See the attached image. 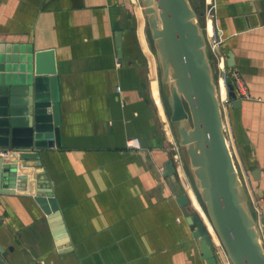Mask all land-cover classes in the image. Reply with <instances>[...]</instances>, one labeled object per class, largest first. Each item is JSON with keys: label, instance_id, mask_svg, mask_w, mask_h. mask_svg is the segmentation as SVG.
Returning <instances> with one entry per match:
<instances>
[{"label": "crops", "instance_id": "0c3cea01", "mask_svg": "<svg viewBox=\"0 0 264 264\" xmlns=\"http://www.w3.org/2000/svg\"><path fill=\"white\" fill-rule=\"evenodd\" d=\"M215 2L220 52L250 96L231 109V125L241 180L264 230V0ZM144 27L134 0L0 3V42L55 51L62 146L33 169L48 179L78 249L61 254L32 190L19 191L0 201V242L14 243L13 264H208L178 201V181L174 191L165 175L173 135L144 55ZM134 138L139 150L128 146Z\"/></svg>", "mask_w": 264, "mask_h": 264}, {"label": "water", "instance_id": "95a60500", "mask_svg": "<svg viewBox=\"0 0 264 264\" xmlns=\"http://www.w3.org/2000/svg\"><path fill=\"white\" fill-rule=\"evenodd\" d=\"M144 1L154 38L164 55V81H169L171 66L178 73L176 87L171 85L170 121L180 123L189 118L193 121L191 130L181 127V143L188 147L199 190V182L205 187L200 190L204 212L233 264H264L257 223L247 207L248 197L224 133L206 51L207 39L196 21L193 0ZM114 30L120 44L119 25L115 24ZM228 66L235 65L229 62ZM228 89L232 108L239 110L242 99L231 82ZM61 124L55 51L36 50L28 43L0 42V150H10L8 154H0V201L2 196L31 189L35 201L49 216L60 253L67 255L78 251L77 246L68 240L48 179L43 171L33 169L44 166L46 152L62 146ZM165 175L176 191L178 173L174 160L167 162ZM178 201L194 237L200 240L203 258L208 264H220L212 235L192 207L188 193H182ZM198 201L203 208L199 198ZM15 250L10 240L7 244L0 242V264H13L8 256ZM79 256L83 258L82 253Z\"/></svg>", "mask_w": 264, "mask_h": 264}, {"label": "rangeland", "instance_id": "374dc122", "mask_svg": "<svg viewBox=\"0 0 264 264\" xmlns=\"http://www.w3.org/2000/svg\"><path fill=\"white\" fill-rule=\"evenodd\" d=\"M139 2L144 9V15H145L144 30H145L147 42H146V47H144L145 48L144 55L146 58L147 65H149L150 72L153 74V76H157L159 79L162 99H163L164 105L167 109L168 118L170 121V117L172 114V99H171V87L172 86H171L169 81L168 82L164 81L165 76H164L163 60H162L164 58V55H162L163 52H162V49L160 48L159 42L157 41V39L154 38V29H153V26L151 24V20L145 11V1L139 0ZM199 9H200V11H202L201 6ZM196 21L198 22V24L200 25V27L203 29V31L205 33V30H204L205 22H206L205 17L204 18L202 17L200 20H199V18H197ZM206 51L208 54V58H209L214 82L216 84L217 92L219 95V68H218L217 59L214 57L208 43H207ZM153 80H154V85H155L154 88H155V95H156L157 104L162 109V111H161L162 116L164 118H166V114H165L164 107H163L161 97H160L158 80L157 79H153ZM221 92H222V95L225 96L226 89H225L223 83L221 84ZM186 108H187V110H189L187 104H186ZM170 123H171L172 135H173L172 141L177 147H179V152H180V156H181V159L179 162L181 163V166L184 169L182 176L178 175V185H179L180 191L182 193H186L187 187H190L191 189H193L194 192L196 193V195L198 196L199 200L201 201L204 210H206V207H205V205L201 199V192L199 190V184H198L197 178L194 174V167L191 164L190 156L188 153V147L181 143V139H182L181 130H180L181 127L189 131L193 128V121L191 118H189V119L184 120L183 122H180V123H172L171 121H170ZM171 142H170V146L172 147ZM234 160H235L236 167L238 169L240 179L243 180L242 170H241V167L239 166V164L237 162L235 155H234ZM242 185H243V189H244V191L248 197L247 207H248L252 217L254 218V220L257 223V228H258V231L260 233V242H261V244L263 242L262 245H264L263 231L259 226L261 224V222L259 221L260 220L259 219V213L256 210L257 209V201L252 194L250 197V195L248 193V189H247L244 181H242ZM198 212L203 214L204 219L208 223L209 231L214 233V230H213L212 226L209 224V221H208L207 217L204 215L203 211L201 212L199 210ZM214 234H216V233H214ZM217 240H218V238H217ZM216 252H218L217 248H216ZM221 259H222L223 264H233L226 254L225 255L223 254Z\"/></svg>", "mask_w": 264, "mask_h": 264}, {"label": "built area", "instance_id": "2783aa9c", "mask_svg": "<svg viewBox=\"0 0 264 264\" xmlns=\"http://www.w3.org/2000/svg\"><path fill=\"white\" fill-rule=\"evenodd\" d=\"M134 3L137 5L140 16L145 24V15H144V9L141 6L139 0H134ZM215 8H216V2L215 0H204V13H205V36L207 39V43L214 55V57L217 59L218 63V68H219V104L220 108L222 111V116H223V122H224V133L226 135V139L228 142V145L231 149V152L233 154V157L235 155L236 157V150H235V143L233 139V133H232V125H231V109H232V100L230 97L229 89H228V83L231 82L237 93L239 94L240 97H246L249 98V94L246 90V86L244 84L242 76L239 74L238 71L233 69L232 67H229L226 64V59L224 55L220 52V44H221V39L218 36L215 27H214V18H215ZM209 22L212 23V32L209 31L208 29V24ZM223 83L225 89H226V94L225 96L222 95L221 92V84ZM120 87H118V90ZM171 142V141H170ZM172 147H171V152H172V158L176 164L180 163V152H179V147H177L173 141L171 142ZM128 146L132 149L139 150L140 143L137 138L131 139L128 142ZM10 150H0L1 155L8 154ZM258 209V208H257ZM259 210V209H258ZM259 213V212H258ZM259 221L261 222V213H259ZM262 228V227H261ZM263 231V239H264V230ZM263 244V242H262ZM264 247V245H263Z\"/></svg>", "mask_w": 264, "mask_h": 264}, {"label": "bare ground", "instance_id": "6f19581e", "mask_svg": "<svg viewBox=\"0 0 264 264\" xmlns=\"http://www.w3.org/2000/svg\"><path fill=\"white\" fill-rule=\"evenodd\" d=\"M145 4H146V2H145ZM153 30V29H152ZM161 54V53H160ZM163 55V54H162ZM163 60V59H162ZM177 80H178V73L174 70V68L171 66L170 67V73H169V82H170V84L172 85V84H174L175 85V87H176V82H177ZM183 122V121H182ZM177 165V164H176ZM178 165H179V172H180V174L182 175L183 174V167L181 166V163H178ZM183 179V178H182ZM200 183V190H205V187H204V185H203V183L202 182H199ZM187 193H188V195H189V197H190V201H191V204H192V207L196 210V211H203V213H204V215L206 216V213L204 212V209L201 207V205H200V203H199V201H198V198H197V196H196V193L194 192V190L193 189H191L190 187H187ZM199 214L201 215V217H202V219H203V221H204V223L207 225V227H208V223H207V221L204 219V216H203V214H201L200 212H199ZM207 217V216H206ZM207 219H208V217H207ZM209 221V220H208ZM209 224L211 225V223L209 222ZM212 226V225H211ZM213 228V227H212ZM214 230V229H213ZM211 233V235H212V238H213V240H214V243H215V246H216V248L218 249V253L220 254V256L222 257V255L224 254H226L227 255V253H226V251H225V249H224V247L222 246V244L218 241L219 240V238H218V236L216 235V234H214L215 233V231H214V233H212V232H210ZM217 238H218V240H217ZM228 256V255H227Z\"/></svg>", "mask_w": 264, "mask_h": 264}, {"label": "trees", "instance_id": "16d2710c", "mask_svg": "<svg viewBox=\"0 0 264 264\" xmlns=\"http://www.w3.org/2000/svg\"><path fill=\"white\" fill-rule=\"evenodd\" d=\"M192 5L194 7V9L197 12L198 18L199 20L203 17H205V13H204V0H193L192 1ZM200 6L202 7V11H200Z\"/></svg>", "mask_w": 264, "mask_h": 264}]
</instances>
